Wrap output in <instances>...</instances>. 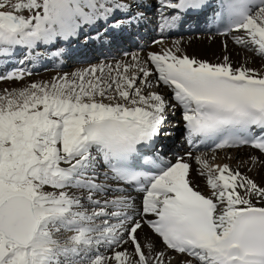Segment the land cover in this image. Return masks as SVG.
<instances>
[{"label": "snow or ice", "instance_id": "obj_1", "mask_svg": "<svg viewBox=\"0 0 264 264\" xmlns=\"http://www.w3.org/2000/svg\"><path fill=\"white\" fill-rule=\"evenodd\" d=\"M153 8L162 32L202 16L264 59V0H0V61L67 58L81 37L134 41ZM179 44L0 92V264H172L169 252L180 264H264V185L202 154L205 195L191 164L158 148L179 107L189 144L264 155V73L178 55ZM31 74L13 66L0 80ZM145 226L163 247L139 239Z\"/></svg>", "mask_w": 264, "mask_h": 264}, {"label": "bare ground", "instance_id": "obj_2", "mask_svg": "<svg viewBox=\"0 0 264 264\" xmlns=\"http://www.w3.org/2000/svg\"><path fill=\"white\" fill-rule=\"evenodd\" d=\"M238 35V33H231L230 36H213V35H190V36H180V37H173L170 39H163V43L156 44L154 43L152 47L147 52H134L127 57L120 58L118 60L113 61H104V62H94L88 64H80L70 69H58L54 72L48 74H42L38 77H34L35 74H32L30 77L25 76L24 80L28 82L26 84L21 83L25 82L24 80H0V92H3L5 89H19L30 85L32 82H40V81H50L53 79V76L62 75L64 73H73L76 71L84 70L89 68L90 66H94L99 63H112L114 64L116 61L122 60L125 62H131V56L134 54H139L141 59L146 60L148 54L151 52H162L165 49L175 48L176 42L180 41L179 47L181 49L179 54H186L189 57L196 58L198 60H204L209 63H219L223 61L224 56H228L230 62L232 63L233 67H239L241 64L245 66L255 69L258 73H264V61L257 55H254L252 51H248L247 49L243 48L240 45H237L233 42V37ZM72 53V49L70 50ZM85 51V49H83ZM23 58V57H22ZM49 61H52L53 58L48 56ZM16 59V58H15ZM14 61V60H12ZM11 61V62H12ZM56 60H54L55 62ZM4 61H0V68L4 64ZM42 59H37L35 62H29L25 59V62L21 64V67L26 69L27 71L34 70L37 66H42ZM71 65V64H70ZM15 65L8 64V68H11ZM52 67V66H51ZM154 78V77H153ZM154 91L160 92L165 96L166 99L171 100V90L163 85L159 88L153 89ZM174 103V101H173ZM180 108L177 107L175 116L168 114V121L165 123L164 130L171 131L173 135L167 137H174V135L180 130L181 119ZM173 120V123H170L169 120ZM164 138L165 136L162 135ZM183 139H177L173 146H186L187 143H183ZM191 152L192 157H188L186 153ZM204 154L205 158L208 162L212 165L215 164H229L233 169H239L243 175L255 180L258 184L264 185V163H257L255 165L251 162V157H259L261 161H264V155L259 153L257 150H254L249 147H241L236 149H222L217 151H201V152H192V151H185L183 154V158L185 162H188L192 166L191 172V180L193 186L196 187L197 190L201 191L203 194L208 195L210 190L206 184V178L199 175L201 171V165L197 163L195 160L196 156H200ZM215 157V159H213ZM176 158L174 159V162ZM140 200H137L139 203ZM139 239L143 242L145 238L152 240L157 248L163 247L160 243L158 237H156L146 226L144 227L143 231L138 233ZM129 251H131V246H127ZM169 257H175L172 260V264H180L181 260L186 259V257H181L176 253L169 252ZM195 264V262H194Z\"/></svg>", "mask_w": 264, "mask_h": 264}, {"label": "rangeland", "instance_id": "obj_3", "mask_svg": "<svg viewBox=\"0 0 264 264\" xmlns=\"http://www.w3.org/2000/svg\"><path fill=\"white\" fill-rule=\"evenodd\" d=\"M25 14H27V13H25ZM262 59V58H261ZM263 61H264V59H262ZM75 66H70L68 69H70V70H72V68H74ZM48 73H50V77H51V71L50 72H45V71H40L39 73H37V74H35V76L34 77H38L39 75H42V74H48ZM33 76V75H32ZM53 76V78H54V75H52ZM58 76V75H57ZM30 77V76H29ZM56 77V76H55ZM25 82H23V83H21L20 85H22V84H26L28 81L27 80H24Z\"/></svg>", "mask_w": 264, "mask_h": 264}]
</instances>
